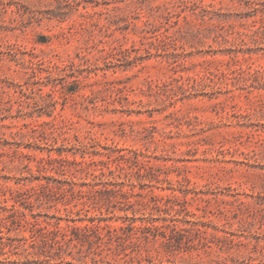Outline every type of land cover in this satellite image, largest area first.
I'll return each instance as SVG.
<instances>
[{
	"label": "rangeland",
	"instance_id": "rangeland-1",
	"mask_svg": "<svg viewBox=\"0 0 264 264\" xmlns=\"http://www.w3.org/2000/svg\"><path fill=\"white\" fill-rule=\"evenodd\" d=\"M135 151L160 179L176 187L186 178L210 199L188 204L208 234L187 232L197 244L189 250L151 241L141 261L114 264H264V0H0L8 206L15 189L46 176L68 186L59 163L40 162L60 154L109 161L138 193L172 194L153 177L141 189ZM52 204L35 201L40 220L79 218L61 199ZM116 214L111 223L122 225Z\"/></svg>",
	"mask_w": 264,
	"mask_h": 264
},
{
	"label": "trees",
	"instance_id": "trees-1",
	"mask_svg": "<svg viewBox=\"0 0 264 264\" xmlns=\"http://www.w3.org/2000/svg\"><path fill=\"white\" fill-rule=\"evenodd\" d=\"M133 154V163L139 167L135 173L141 189L146 185V179L153 177L157 183L170 184L172 194L159 195L152 191L150 195L138 193L135 191L137 184L132 178H127L131 183L127 189L126 180H122L119 168H112L109 161H87L85 158L70 160L63 154L59 158H42L41 164L45 160L60 164L68 186L62 184V179L59 180L61 184L56 185L46 176V182L31 183L15 189L13 193L17 199L13 198L15 203L10 206L8 188L2 190L0 264H89L88 261L91 264H114L113 257L133 254L139 255L141 261L143 245L158 240L168 248H196L195 240L186 233L195 231L199 236L207 235V222L202 221L205 216L191 211L188 204L190 199H201L204 202L210 199L201 196L202 192L190 188V181L186 178L176 181V187L173 180L160 179L156 174L157 165L141 158L143 154L139 151ZM128 160L131 161V158ZM67 166L85 173V178L77 174L68 176ZM87 179L88 182L83 181ZM176 191H180L183 196L176 194ZM60 199L65 210L79 218L47 215V219L40 220V214L33 210L35 201L39 206L48 204L49 208H53L55 205L52 203ZM17 203L27 206L22 210L17 207ZM92 210L100 214L89 215ZM117 212L123 213V224L119 226L111 223L113 219L118 220ZM138 214L141 216L138 217ZM63 221L66 223L62 224ZM78 221L87 222L78 224ZM14 231L19 234L13 236ZM144 257L153 263L152 256ZM131 258L133 261L134 257Z\"/></svg>",
	"mask_w": 264,
	"mask_h": 264
}]
</instances>
